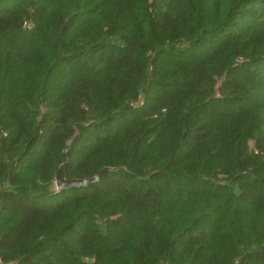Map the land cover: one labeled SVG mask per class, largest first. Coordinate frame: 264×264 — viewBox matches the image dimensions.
<instances>
[{"label": "trees", "instance_id": "1", "mask_svg": "<svg viewBox=\"0 0 264 264\" xmlns=\"http://www.w3.org/2000/svg\"><path fill=\"white\" fill-rule=\"evenodd\" d=\"M0 259L264 264V0H0Z\"/></svg>", "mask_w": 264, "mask_h": 264}, {"label": "water", "instance_id": "2", "mask_svg": "<svg viewBox=\"0 0 264 264\" xmlns=\"http://www.w3.org/2000/svg\"><path fill=\"white\" fill-rule=\"evenodd\" d=\"M77 133L73 134L70 136L66 143L65 146L62 149L61 152V162L58 165L56 172H55V185L57 190H62L66 188H70L73 186H86L90 183H93L97 181L101 174L106 171V170H115L117 167L116 166H110V165H105L101 167L95 174L90 175V176H84V177H66L65 176V168L68 162V151L70 149V146L72 144L73 139L76 137Z\"/></svg>", "mask_w": 264, "mask_h": 264}, {"label": "built area", "instance_id": "3", "mask_svg": "<svg viewBox=\"0 0 264 264\" xmlns=\"http://www.w3.org/2000/svg\"><path fill=\"white\" fill-rule=\"evenodd\" d=\"M0 264H12L11 262H2L0 259Z\"/></svg>", "mask_w": 264, "mask_h": 264}, {"label": "rangeland", "instance_id": "4", "mask_svg": "<svg viewBox=\"0 0 264 264\" xmlns=\"http://www.w3.org/2000/svg\"><path fill=\"white\" fill-rule=\"evenodd\" d=\"M52 187L56 189L55 182L52 183Z\"/></svg>", "mask_w": 264, "mask_h": 264}]
</instances>
